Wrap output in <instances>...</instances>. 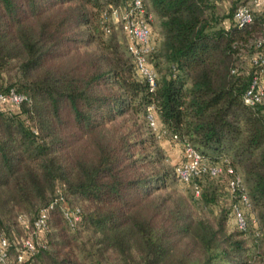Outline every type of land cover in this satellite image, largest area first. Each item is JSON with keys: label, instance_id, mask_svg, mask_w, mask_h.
<instances>
[{"label": "trees", "instance_id": "1", "mask_svg": "<svg viewBox=\"0 0 264 264\" xmlns=\"http://www.w3.org/2000/svg\"><path fill=\"white\" fill-rule=\"evenodd\" d=\"M122 1L0 0V91L27 96L0 107V233L14 253L19 228L26 235L40 207L52 204L33 264H119L114 253L130 264L133 248L143 264H248L244 235L254 233L252 224L228 230L226 211L211 222L158 194L180 161L162 164L146 114L152 107L163 128L207 160L228 156L258 220L260 234L253 235L264 242V106L243 98L255 66H238L242 43L262 32L264 5L240 25L233 17L245 5L240 0L221 14L214 0H147L159 19L149 54L158 79L150 89L135 73L127 40L123 49L114 28L101 38L103 10ZM94 39L104 50L86 48ZM13 69L16 76L4 84L3 74ZM132 112L147 132L124 124ZM223 180L226 173L206 174L190 184H199L208 204L217 199L214 181ZM76 205L81 219L72 229L63 207ZM80 228L93 232L95 249L79 246Z\"/></svg>", "mask_w": 264, "mask_h": 264}, {"label": "built area", "instance_id": "2", "mask_svg": "<svg viewBox=\"0 0 264 264\" xmlns=\"http://www.w3.org/2000/svg\"><path fill=\"white\" fill-rule=\"evenodd\" d=\"M233 17L240 25H243L251 20L252 13L247 5H240L235 9ZM112 24L119 27L127 37V49L133 55L135 73L138 77L145 79L149 88L153 89L158 79V70L149 60V54L156 49L158 43L152 26V12L147 8L146 1L123 0L117 5L110 4L109 10L102 12L101 27L105 33H110L113 28ZM261 44H264V22L261 35L255 40L254 46L258 47ZM250 63L256 69L243 93V98L251 105L261 103L264 106V83L261 80V75L264 73V51L256 50L250 58ZM26 99V94L18 92L14 88L0 91V107L17 106ZM146 117L157 137L168 132L158 123L152 107L149 108ZM168 133L172 139L178 140L177 134ZM180 142L184 157L174 167L177 177L190 183L196 176L206 174L217 176L226 173L229 196L233 198L231 213L236 228L246 231L252 224L255 228V235H259L258 220L243 176L229 162L228 156H224L220 161L211 162L203 157L190 141ZM192 187L194 193L199 195V184L193 182ZM57 191L58 200H63L64 194L59 189ZM51 206L52 204L40 207L37 216L33 219V229L15 241L14 253L9 250L11 242L8 237L0 233V264H33L32 256L37 249L36 239L47 226L48 208ZM63 215L72 229L78 227L81 219L79 206L63 207ZM19 220L26 223L28 219L25 214H20Z\"/></svg>", "mask_w": 264, "mask_h": 264}, {"label": "rangeland", "instance_id": "3", "mask_svg": "<svg viewBox=\"0 0 264 264\" xmlns=\"http://www.w3.org/2000/svg\"><path fill=\"white\" fill-rule=\"evenodd\" d=\"M147 1V0H145ZM217 5V12L225 13L229 10L230 4L232 0H214ZM245 5L249 7V9L254 10L260 8L264 5V0H240ZM93 23L95 24V19H93ZM92 23V24H93ZM93 25H90L89 29L93 32ZM152 26L154 30V34L156 38L159 36V19L152 13ZM114 33L117 35L118 39L122 41V48L124 47V41L127 40L124 32L119 27H113ZM259 34V33H258ZM257 34V35H258ZM112 34L111 33H104L102 32L101 38L108 40ZM261 35V34H260ZM259 35V36H260ZM157 43L158 40L156 39ZM253 42L255 39L251 38L247 42L242 43L240 48V58L238 60V66L246 70L250 66V58L256 51L255 46H253ZM89 50L95 49L98 51L104 50L101 48L100 42L98 39L92 40L86 46ZM264 50V49H263ZM261 50V51H263ZM151 61V60H150ZM15 64V63H14ZM15 74V70L11 71V74H3V83L5 84L9 81ZM1 78V77H0ZM1 82V81H0ZM124 124L129 127H142V130L145 132L148 131V127L146 126L145 121L143 120L141 115H137L136 113H131L128 116H125ZM134 122L136 124H134ZM155 148L161 151L162 157L161 162L163 165L168 166L170 168L173 167L177 162L181 161L184 157L183 148L181 142L178 140H174L171 138L170 134L166 132L165 134L161 135L160 137H156L155 140ZM202 185H206L208 178H202ZM224 181V182H223ZM214 181L217 185V199L214 203L205 204L200 196L196 195L193 191V187L190 183L184 182L180 180L176 175L173 179L168 181V184L159 189L158 194L161 196L166 197L168 205L170 207H174L175 209L178 207L187 209L192 216L196 217H203L208 219L209 221L213 222L217 219L223 211H226V227L228 230H237L234 224V218L230 210V196L227 188L226 181ZM80 203L83 206V203L73 199V203ZM177 210V209H176ZM28 216L29 213H27ZM19 233L22 236L23 232L22 229L19 228ZM254 233L250 230L249 232L244 235L247 240V245L249 247L250 258L248 264H263L264 263V242L261 237H257L253 235ZM16 234L17 237L20 236ZM78 244L80 247H85L86 250L95 249L92 246V241L94 239V234L91 230H83L82 228L78 231ZM113 251L109 250L106 255L112 254ZM13 253V251H12ZM80 255L82 251L78 252ZM114 255L118 258V263H124L123 256L119 253H114ZM130 256L134 259L131 260L130 264H143L138 251L133 248L130 250Z\"/></svg>", "mask_w": 264, "mask_h": 264}, {"label": "crops", "instance_id": "4", "mask_svg": "<svg viewBox=\"0 0 264 264\" xmlns=\"http://www.w3.org/2000/svg\"><path fill=\"white\" fill-rule=\"evenodd\" d=\"M261 80L264 83V73L261 75Z\"/></svg>", "mask_w": 264, "mask_h": 264}]
</instances>
